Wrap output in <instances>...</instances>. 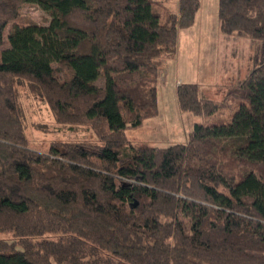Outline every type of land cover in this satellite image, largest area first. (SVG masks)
I'll list each match as a JSON object with an SVG mask.
<instances>
[{
	"label": "trees",
	"instance_id": "trees-1",
	"mask_svg": "<svg viewBox=\"0 0 264 264\" xmlns=\"http://www.w3.org/2000/svg\"><path fill=\"white\" fill-rule=\"evenodd\" d=\"M23 4L50 20L0 51V264H264V61L224 102L178 84L200 119L187 142L136 148L126 131L158 116L159 68L199 0H0V45ZM217 18L264 45V0H217ZM18 86L97 143L29 146Z\"/></svg>",
	"mask_w": 264,
	"mask_h": 264
},
{
	"label": "rangeland",
	"instance_id": "rangeland-1",
	"mask_svg": "<svg viewBox=\"0 0 264 264\" xmlns=\"http://www.w3.org/2000/svg\"><path fill=\"white\" fill-rule=\"evenodd\" d=\"M155 2H158L169 10H177L178 0H155ZM213 10L214 7H211L205 0H203L201 4L199 1L193 25L187 29L180 30L184 31L192 28L195 24L196 17L199 16L200 23L194 27V39L191 41L194 45L200 43V40H194L200 35L201 29L205 30L207 33L216 29V24L213 22L215 20L213 19V21H211L210 16ZM49 20V15L37 5H21L18 10V15L8 20L3 30L0 51L8 47L7 38L14 26L36 24L45 27L48 25ZM214 32L216 33V30H214L213 33ZM44 41L53 46H58L59 42L55 36L49 33L45 34ZM211 42L213 47L207 50L208 55L211 54L206 57L201 56L200 61H202L203 71L199 72L196 83L202 87V89H200L201 97L211 99L215 102H224L230 99V97H227V93L231 89L236 88L255 65H259L264 61V45L256 42L253 43L248 39L226 35L214 37L211 39ZM186 52L182 55V60L186 59L185 56L188 57ZM209 59L210 61H208ZM180 73V70L177 68L169 67L166 72L164 71V67L162 68V65L159 68L157 91L159 94V102L162 105V111L156 119L153 118L144 121V124H142L140 128L128 129L126 131V136L134 147L165 148L177 142L186 141L187 128H189L191 124L189 123V119L192 117L186 113V115L184 114L181 116L178 111L175 110L174 112L170 107L172 102L173 104L174 101L176 102L174 90L176 86L174 84L176 78H180ZM230 77H232V79H230ZM181 80L184 81L183 75H181ZM101 84L102 82L99 80L97 85L100 86ZM212 85L215 86L212 87ZM229 86L231 87L230 89H228ZM17 89L20 93L23 130L29 146L38 151H42L45 150L49 144L56 141H86L89 143H97L94 134L86 127H79L76 129L77 132H70L58 126L49 113L44 101L30 93L25 86H18ZM221 112H223V114L227 113L226 110ZM228 114L229 113H227V116ZM199 120L200 119H198V121ZM0 239L9 240L10 235L7 233L0 234Z\"/></svg>",
	"mask_w": 264,
	"mask_h": 264
},
{
	"label": "crops",
	"instance_id": "crops-1",
	"mask_svg": "<svg viewBox=\"0 0 264 264\" xmlns=\"http://www.w3.org/2000/svg\"><path fill=\"white\" fill-rule=\"evenodd\" d=\"M199 1L201 4V2L203 0H199ZM205 1L207 3H209L211 7H214V10H213V12H211L210 16H211V21H213V19L215 20L213 22H215V24H216V29L209 31L208 33L205 30L201 29L200 35L194 40V41L200 40V43H197V45L196 44L194 45V43L191 42L192 39H194V35H193V33H194L193 31L195 29L194 27L200 23V20H199L200 18H199V16H197L196 20H195V24L192 28H190L189 30H184V31L179 32L178 37H177V54H176L175 58L171 59V60L166 59L162 63V68L164 67L165 72L169 69V67L177 68L178 70H180V72H181L180 78L179 77L176 78V81L174 84L175 86H177L178 84H181V83H190V84H196L199 87V89H202V87H200V85H198V83H196V80L199 77V72L203 71L202 61H200L201 56H203V57L209 56L211 53L208 55L207 50L211 49V47H213L211 39H213L214 37H218L220 35H223L219 31L218 18H217V0H205ZM205 17H207V16H205ZM214 28H215V25H214ZM214 30H216V33L215 32L213 33ZM184 52H186L188 57L185 56L186 59L182 60V55L184 54ZM208 61H210V59ZM248 74L249 73L246 74L245 78L247 77ZM181 75H183L184 81L181 80ZM228 78H229V76H228ZM228 78H227V80H228ZM230 79H232V77H230ZM214 86L215 85H212V87H214ZM207 87H209V86H207ZM175 88H174V90H175ZM230 88L231 87L229 86L228 89H230ZM175 99H176V96H175ZM166 107H167V104H166ZM170 107H171L172 111H174V112H175V110L178 111V113L181 116L185 114L179 110L177 99H176V102L174 101V104H173V102L170 104ZM161 111H162V105L159 102V94H158V115H159V113H161ZM188 115L191 116L190 114H188ZM186 117H188V116H186ZM191 117L192 118H190V119L186 118V119H189L190 121L189 120L188 121H189V123H191L189 128H187L188 130H187V134H186V141L185 142H177V143H186L187 142L188 135L191 133L193 124L198 121V118L193 117V116H191ZM154 119H156V117ZM177 143H175V144H177Z\"/></svg>",
	"mask_w": 264,
	"mask_h": 264
}]
</instances>
